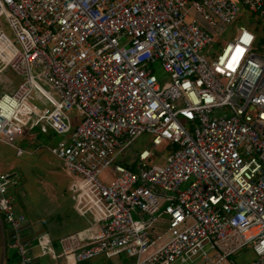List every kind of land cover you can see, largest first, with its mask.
<instances>
[{"label":"built area","instance_id":"1","mask_svg":"<svg viewBox=\"0 0 264 264\" xmlns=\"http://www.w3.org/2000/svg\"><path fill=\"white\" fill-rule=\"evenodd\" d=\"M243 12L264 21V0H0V77L20 79L0 97V143L22 157L35 128L62 137L50 151L88 222L60 254L42 234L41 256L230 264L248 249L264 264V55L247 28L213 49ZM142 135L162 165L149 150L124 161ZM17 182L0 173V221L32 264Z\"/></svg>","mask_w":264,"mask_h":264},{"label":"rangeland","instance_id":"2","mask_svg":"<svg viewBox=\"0 0 264 264\" xmlns=\"http://www.w3.org/2000/svg\"><path fill=\"white\" fill-rule=\"evenodd\" d=\"M264 22L257 16H252L247 12H243L240 18L231 26L224 29L220 26L215 30L219 34L223 29L222 36L214 44L215 50L220 52L222 47L232 41L237 35L240 28L254 30L257 39L255 44V52L264 55ZM11 36V33L8 31ZM155 75L159 80L167 79V75L159 64L154 66ZM20 83V79L10 70L6 69L0 77V97L4 94H12ZM181 123L189 129V124L180 119ZM34 131L38 134L34 141L23 138L17 147L22 148L25 152L22 157H17L13 147L0 143V171L13 175L18 172L21 176L19 182L10 192L14 196L15 206L22 207L27 218L35 221H43L45 224L49 220L59 218L61 223V232H66L71 225L67 219L77 216L76 211L73 212L72 198L67 193L69 177L66 174L62 164L58 161L50 151V148L60 143L63 138L56 136L54 133L43 134L38 128ZM153 137L151 135H142L139 137L132 149L124 156L126 163L136 160V156L144 150L153 152V163L162 165L160 155L165 154L167 150L161 148L153 150ZM117 177V173L113 168L106 169L101 175L100 180L108 184ZM183 188H186L183 187ZM73 215V216H72ZM53 223H50V226ZM162 230V224L156 226V232ZM255 260L252 251L244 249L233 256L230 264H250Z\"/></svg>","mask_w":264,"mask_h":264},{"label":"crops","instance_id":"3","mask_svg":"<svg viewBox=\"0 0 264 264\" xmlns=\"http://www.w3.org/2000/svg\"><path fill=\"white\" fill-rule=\"evenodd\" d=\"M233 1L238 2V0H233ZM262 27L264 29V26ZM0 173H4V172L0 171ZM16 174L18 175V177L21 176L18 172H16ZM68 179L69 182L66 190L67 193H69V185H70V178ZM72 203H73V212L76 211L77 216L72 215L73 216L72 218L67 219L71 227L66 232H61L62 227H61V223H59V218L55 217L54 220H49L46 222L47 224H45V222L43 221L39 222L27 218L22 207L18 208V206H15L17 214H22L26 217V223L24 224L22 229V239L25 244H28L30 246L29 254L32 259V264H131V260L126 258L124 255L109 260L103 257H97L93 260L81 262V263H77L73 257H62L59 259H53L50 256H41V252L37 247V240L42 234L44 233L49 234V236L52 239L53 247L56 253L60 254L61 250H60L59 241L61 238L71 234H76V233L85 234L87 232L88 229L87 220H85L79 215L76 209V204L73 199H72ZM51 222L53 223V225L50 226ZM0 264H20V259L18 254L16 250L12 248V231L7 224H3L1 221H0Z\"/></svg>","mask_w":264,"mask_h":264},{"label":"trees","instance_id":"4","mask_svg":"<svg viewBox=\"0 0 264 264\" xmlns=\"http://www.w3.org/2000/svg\"><path fill=\"white\" fill-rule=\"evenodd\" d=\"M254 32V31H253ZM257 39H260V37H258ZM133 169V168H132Z\"/></svg>","mask_w":264,"mask_h":264}]
</instances>
